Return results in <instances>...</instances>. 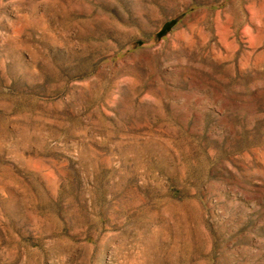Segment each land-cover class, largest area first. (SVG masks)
I'll list each match as a JSON object with an SVG mask.
<instances>
[{
    "label": "rangeland",
    "instance_id": "rangeland-1",
    "mask_svg": "<svg viewBox=\"0 0 264 264\" xmlns=\"http://www.w3.org/2000/svg\"><path fill=\"white\" fill-rule=\"evenodd\" d=\"M0 264H264V0H0Z\"/></svg>",
    "mask_w": 264,
    "mask_h": 264
}]
</instances>
